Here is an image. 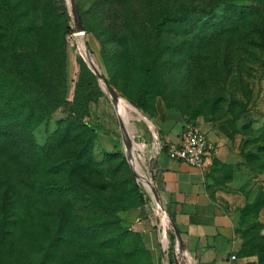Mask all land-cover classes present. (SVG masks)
<instances>
[{
    "label": "rangeland",
    "instance_id": "obj_1",
    "mask_svg": "<svg viewBox=\"0 0 264 264\" xmlns=\"http://www.w3.org/2000/svg\"><path fill=\"white\" fill-rule=\"evenodd\" d=\"M75 1L81 32L72 31L70 0H0V71L26 77L11 100L21 105L16 124L0 137V188L24 191L26 260L41 255L33 254L36 241L58 222L67 238L58 264H168L174 257L162 248L129 257L135 239L110 243L122 230L139 235L148 189L137 166L98 134L108 126L99 119L103 102L172 112L197 127L223 122L228 158L212 161L208 187L235 216L233 264H264V47L255 39L256 27L264 29V0H244L255 9L247 19L234 7L239 0ZM190 5L205 11L167 22L156 37L166 14ZM156 43L146 80L143 65ZM159 216L151 220L161 228Z\"/></svg>",
    "mask_w": 264,
    "mask_h": 264
},
{
    "label": "crops",
    "instance_id": "obj_2",
    "mask_svg": "<svg viewBox=\"0 0 264 264\" xmlns=\"http://www.w3.org/2000/svg\"><path fill=\"white\" fill-rule=\"evenodd\" d=\"M98 113L108 125L101 123L103 129L98 134L137 166L147 186L141 210L144 218L137 221L136 230L152 254L168 247L175 226V250L181 264H233L236 258L232 260L230 255L236 254L239 243L236 220L210 193L213 165L202 173L165 153L166 145L179 139L185 121L172 112L157 110L151 115L128 104L109 107L98 102ZM198 127L214 146L212 161L226 162L228 128L221 122L201 123ZM155 214L160 215L161 228L151 220Z\"/></svg>",
    "mask_w": 264,
    "mask_h": 264
},
{
    "label": "trees",
    "instance_id": "obj_3",
    "mask_svg": "<svg viewBox=\"0 0 264 264\" xmlns=\"http://www.w3.org/2000/svg\"><path fill=\"white\" fill-rule=\"evenodd\" d=\"M234 0H228L226 1L227 4H232ZM241 3H238L235 5V9L238 11L239 16L242 17V19H247L252 17L255 14V9L253 8H245V3H247L244 0H239ZM250 3H254V1L258 0H247ZM71 9H72V21H73V29L72 31L75 32H81L84 31V18L81 14V10L79 8L78 2L75 0H70ZM205 11V8H199L195 5L185 6L181 9H179L176 13H169L166 14L161 21L156 26L155 35L157 38L161 35V26L165 25L167 22H178L183 23L188 20L189 17L192 15H196L198 13H202ZM219 21V19H218ZM255 39L257 41V45L261 48L264 47V29H262L260 26L256 27L255 30ZM83 43H86V40L82 38ZM157 51L158 46L153 45V47L150 50V55L148 60L143 65V72H145V78L146 80H149L150 78V72H153V67L155 65V61L157 59ZM11 78H19L20 80L12 81ZM26 77H24L22 74H14V73H8L0 71V87L3 88V92L7 94L5 99L2 100V103H0V113H4L0 117V137H4L3 135H6L8 133V129L11 124H16V113L15 111L19 109L21 105H17L12 103L11 100H13V97L19 92V84L23 82V80ZM137 108L141 109L143 112L148 114H153L157 110L154 111H147L142 109L139 106H136ZM68 109H71L70 106ZM88 110V108H87ZM89 112V110H88ZM81 117V116H80ZM78 121L82 122L84 126H88L87 120H84L83 118H78ZM186 122H192V121H186ZM185 122V123H186ZM223 123V122H221ZM166 149V147H165ZM119 155L121 152H117ZM109 155V154H107ZM2 172H0V175ZM1 178V176H0ZM2 180V178H1ZM23 189H21L18 185H8L6 184L2 189L0 188V263L1 264H51L53 261H55L57 264L60 263L58 261V257H60L61 254V246L63 245V242L67 239L66 236L63 233V224L62 222L57 223V228L54 234L42 239L36 241L37 245H34L33 247V254H34V248L35 251L39 254H41L39 257L29 258L26 260V257L30 255V251L32 250L31 242L29 241L30 237V228H31V221L28 219L27 215H25V211L28 210L26 205H23L21 202V194L23 193ZM29 196V193H27V198ZM141 198V197H140ZM146 197L141 200L142 203L146 201ZM173 223L171 222V225ZM87 229H90V227H86V229H83V232H86ZM176 228L172 226V232L170 233V242L168 247L166 248L167 251H169L172 255H174L173 258L169 259V263L177 262V264H181V260L179 257L178 252L175 250V243H176V236H175ZM237 231V230H236ZM139 234V233H138ZM140 235V234H139ZM134 235L127 231H120V234H118V237H116V240L110 242L112 245H117L118 243H125L128 239H135L136 244L134 248H131L128 252V256L132 257L136 251H147L150 252V250L146 247L144 244V241L142 239V236L140 235ZM156 236L158 238V235L156 233ZM133 237V238H132ZM31 243V244H30ZM35 243V244H36ZM30 246V250L29 247ZM243 246V244H240L239 247ZM4 252V253H3ZM238 252V250H237ZM151 253V252H150ZM71 256L73 257V253H71Z\"/></svg>",
    "mask_w": 264,
    "mask_h": 264
},
{
    "label": "built area",
    "instance_id": "obj_4",
    "mask_svg": "<svg viewBox=\"0 0 264 264\" xmlns=\"http://www.w3.org/2000/svg\"><path fill=\"white\" fill-rule=\"evenodd\" d=\"M165 153L168 158L185 162L203 173L212 165L214 146L205 132L193 122H186L179 139L168 143ZM230 258L236 256L231 254Z\"/></svg>",
    "mask_w": 264,
    "mask_h": 264
}]
</instances>
